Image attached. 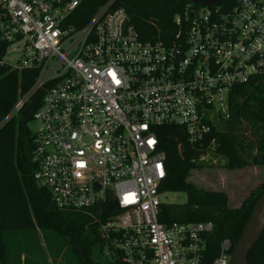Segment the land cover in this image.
I'll use <instances>...</instances> for the list:
<instances>
[{
	"label": "built area",
	"instance_id": "2783aa9c",
	"mask_svg": "<svg viewBox=\"0 0 264 264\" xmlns=\"http://www.w3.org/2000/svg\"><path fill=\"white\" fill-rule=\"evenodd\" d=\"M114 1L81 21L83 0H0V66L36 74L9 117L43 93L32 179L58 209L94 213L109 259L228 264L233 245L221 241L212 256L210 222L159 221L166 157L154 128L181 127L205 149L196 162L212 158L214 140L203 141L228 117L232 90L264 78V0L186 3L167 42L141 40Z\"/></svg>",
	"mask_w": 264,
	"mask_h": 264
},
{
	"label": "trees",
	"instance_id": "16d2710c",
	"mask_svg": "<svg viewBox=\"0 0 264 264\" xmlns=\"http://www.w3.org/2000/svg\"><path fill=\"white\" fill-rule=\"evenodd\" d=\"M234 0H228V7ZM108 0H83L81 21L89 19ZM143 41H170L177 32L173 18L183 13L180 0H115ZM2 55V50H1ZM34 71H16L0 66V264H99L95 252L102 251L94 213L58 209L48 193L32 179V135L29 124L43 93L33 95L12 117L14 104L35 79ZM158 149L165 153V193H183L182 205L163 204V224L210 222L213 230L206 243L215 256L221 241L234 246L250 217L253 205L264 193V181L237 207L222 191L199 190L187 181L205 165L196 162L205 149L191 148L178 126L154 128ZM214 140L213 159L220 168L240 171L264 168V78L235 87L229 97L227 118H219L204 147ZM110 264H123L111 259ZM247 264H264V229L247 255Z\"/></svg>",
	"mask_w": 264,
	"mask_h": 264
},
{
	"label": "rangeland",
	"instance_id": "374dc122",
	"mask_svg": "<svg viewBox=\"0 0 264 264\" xmlns=\"http://www.w3.org/2000/svg\"><path fill=\"white\" fill-rule=\"evenodd\" d=\"M9 64H14L15 58L8 57L4 59ZM33 124H29L31 129ZM206 161V160H205ZM201 170L193 172L187 181L199 190L222 191L229 198L232 207H237L243 199L257 186L264 181V168H247L240 171H228L220 168L217 160L210 158ZM186 196L183 193H165L163 201L165 204L182 205L185 203ZM95 261L99 264H110L105 252L97 250L95 252Z\"/></svg>",
	"mask_w": 264,
	"mask_h": 264
},
{
	"label": "water",
	"instance_id": "95a60500",
	"mask_svg": "<svg viewBox=\"0 0 264 264\" xmlns=\"http://www.w3.org/2000/svg\"><path fill=\"white\" fill-rule=\"evenodd\" d=\"M194 6L217 7L228 0H180ZM195 10V7H193ZM264 229V193L253 205L240 238L233 246L228 264H247V255L260 238Z\"/></svg>",
	"mask_w": 264,
	"mask_h": 264
},
{
	"label": "crops",
	"instance_id": "0c3cea01",
	"mask_svg": "<svg viewBox=\"0 0 264 264\" xmlns=\"http://www.w3.org/2000/svg\"><path fill=\"white\" fill-rule=\"evenodd\" d=\"M229 199V198H228Z\"/></svg>",
	"mask_w": 264,
	"mask_h": 264
}]
</instances>
